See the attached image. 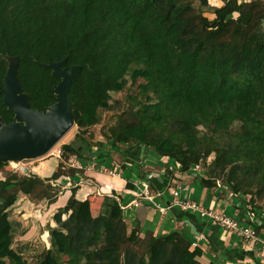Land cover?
<instances>
[{
  "label": "trees",
  "instance_id": "16d2710c",
  "mask_svg": "<svg viewBox=\"0 0 264 264\" xmlns=\"http://www.w3.org/2000/svg\"><path fill=\"white\" fill-rule=\"evenodd\" d=\"M222 1L217 7L208 0H0V89L15 57L30 107L45 110L60 80L48 64L76 66L67 97L77 126L48 177L21 176L0 162V264H30L12 247L9 209L38 184L83 176L64 165L72 157L137 169L149 192H158L156 201L200 233L210 251L226 260L257 259L253 249L224 245L218 224L170 204L164 192L175 173L168 164L158 163L156 170L141 164L148 151L183 171L211 156L207 175L196 180L215 189L223 173L217 193L228 190L237 199L238 220L248 206L255 210L257 231L264 232V0ZM118 92L123 95L113 100ZM107 110H115L117 122L95 141L87 129ZM125 111L134 116L122 118ZM0 117L14 119L1 91ZM125 186L134 188L131 181ZM76 189L61 209L67 216L57 213L56 226H47L49 246L34 264H200L203 249L191 247L187 233L147 231L129 242L116 195L104 194L98 211L87 216L71 209Z\"/></svg>",
  "mask_w": 264,
  "mask_h": 264
},
{
  "label": "rangeland",
  "instance_id": "374dc122",
  "mask_svg": "<svg viewBox=\"0 0 264 264\" xmlns=\"http://www.w3.org/2000/svg\"><path fill=\"white\" fill-rule=\"evenodd\" d=\"M198 4H199V2L195 1L193 3V6L195 8H198ZM209 17L210 16L205 15L204 19H203L204 25L206 27L210 26V23H209L210 18ZM139 82H142V80H139ZM122 95H123V92L112 93L113 100L121 97ZM117 115L118 114L115 113V110L104 111L103 116H102V122L100 124L90 126L87 129L86 135L95 141L96 140H103L102 131L103 130L106 131L110 125L115 124L117 122L116 121ZM133 116L134 115L132 114V112H130V111L126 112L125 111L123 113L122 118L130 119ZM76 132H77V126L73 125L65 133V135L62 136L47 151H45V152H43L40 155L35 156V157L24 158L22 160H17V161H8L9 168L21 176H24V175L28 176V175L34 174V175L39 176L40 178L48 177V176H44L45 173H47L45 171V168H46V170L49 168H52L53 164H55V161H56L55 158H50V157H54L57 154L59 155L61 144L69 142L74 137ZM142 153L143 154L141 157V159H142L141 164L143 165V167H144V164L146 162L150 161L151 159H153V161L156 163L158 156L153 151H148L147 153L142 152ZM57 159H58V161L61 160L60 157H58ZM113 159H115V154L113 155ZM211 159H212V157L209 156L206 160L199 161L198 167L193 165V166H190L189 170H186V171L179 169V167H177L175 163H171L168 158H160V159H158V162L160 164H166V165L171 164V165L176 166L175 170H174L175 177H177V179H179V181H182V179H184L183 181H185L187 183H191V182H194L196 179H198V180L200 179L198 175H202V177L207 175L208 170L210 169V165L208 166V164L211 162ZM94 161L95 162L97 161L96 163H102L97 168H95V165H94V168L96 170L102 172L103 174L109 175L110 170L116 169V167H108L105 164L106 160H102V161L94 160ZM64 165L65 166L70 165L71 168H78V165H82V162H78L75 157H72V159L67 161ZM127 168L129 170H131L132 167L129 166ZM78 169H80V168H78ZM145 169H147V167H145ZM4 171H7V168L4 169ZM120 173L122 176L127 174L128 177H129V175L130 176L133 175L129 172L122 173L120 171ZM219 177L220 178L217 179L219 182V186H220V187H218L219 191L216 190V188H217V184H216L215 189L209 188L211 190L210 193H212V194H214L215 191L221 192L223 190L222 179H224V174L221 173V175ZM0 178H2V171H0ZM66 181L67 180H65L63 177H59L56 180L49 181L50 186H47V183H48L47 181L44 182L45 184H38V186L33 191L31 196L19 194L18 198L15 200V202L13 203V205L9 209V217L13 223V226H14V239H13L12 247L15 250H17L18 252H20L23 255V257L27 260V262L30 264H34L40 258L42 251L49 246L48 233L46 232V228H47V226H56V219L54 218V216L57 213H61V217L63 219L67 216V213H64V211H62L61 209H63V207L67 204L68 201H66L65 204H63L62 206H60L56 209L53 208L54 206L57 205L54 203L55 200L63 192V189H62L63 186L67 185V184L69 185V183ZM134 181H135V183L138 184V186L141 189V190L139 189V191L137 192V193H139V195H138L139 198H136V200L133 202L138 206V204L140 205L141 199L142 200L143 199L148 200V199L145 195L146 191L144 192V186L141 184V180L136 178ZM148 192H149V190H148ZM128 193H131V192H128ZM114 194H111V195H114ZM217 197L220 200H222L223 202H225L226 205L227 204L229 205L228 206V212L234 211V214H236V211L234 210L235 209L234 206L236 207V209H238L239 206H237L235 204L237 199L232 200L233 196L228 192V190H225V192H223V193L217 194ZM78 201H75L74 199L72 200L71 209L78 210L80 213H84L87 216L95 214V212H93L90 209L91 208L90 206L92 203V201L90 199H83V200H78ZM82 201H84L85 205L84 204L79 205V203H81ZM119 202L121 204V207L123 206V208H122L123 209V219H124L125 223L127 224V231H128V236H129L128 238H129V242H130V241L134 240L135 238L139 237L140 235H139V232L136 231V228L134 229L132 227V229H131L130 223L126 220L128 218H131V216H130L131 213L129 214L130 210H128V207H124L122 201L119 200ZM257 203L261 204V201H257ZM124 210H126L125 213H124ZM228 214H230V213H228ZM230 215L233 216L232 214H230ZM140 217H141V214H140ZM138 222H140V220H138ZM153 233H154V235H161V234L156 233V232H153ZM129 242H127L125 245H127ZM134 248L140 249L141 247L137 243L136 245H134ZM257 258H259V257L257 256ZM248 261H249V259H248ZM247 263L248 264H255L254 261H253V263H251V261H249Z\"/></svg>",
  "mask_w": 264,
  "mask_h": 264
},
{
  "label": "crops",
  "instance_id": "0c3cea01",
  "mask_svg": "<svg viewBox=\"0 0 264 264\" xmlns=\"http://www.w3.org/2000/svg\"><path fill=\"white\" fill-rule=\"evenodd\" d=\"M208 3L211 6H217V7L224 4L222 0H208ZM57 156L58 154L55 155L54 157H50V158H55L56 161L55 164H53L52 168H49L47 170L45 168V171L47 173H45L44 176H49L54 171L58 162ZM77 161L82 162V165H78V168L82 170L83 176L81 175L62 176L65 180H67L66 182H68L69 185L67 184L63 186L62 188L63 192L61 193L60 196L57 197L55 202L53 201L55 204H57L53 208L56 209L62 206L63 204H65L66 201H68V199L72 195L70 190L73 187L77 188L74 196L75 199L77 200L90 199L92 201L90 209L95 213L98 211L99 204L101 202L103 195L104 194L111 195L115 193V195H117L116 198L122 201L124 207H128V210H130L129 214L131 213L130 215L131 218H128L126 220L130 223L131 229L132 227L134 229L136 228V231L139 232L140 236L144 235L147 231H153L162 235V234H167L173 230H179L185 232L187 233L188 237L190 236L193 237L194 235L197 234V232L193 231L192 229L190 230L191 227L188 225V223H186L185 221H178L175 218H173L170 214L169 209L164 211H159L158 209L154 208L153 205L154 203L152 201L146 199L143 200L141 199L140 205L138 204V206L135 203H133L136 200V198H139L138 197L139 193L137 192L139 191L140 187L134 181L137 178V173H138L137 169L132 167L131 170H129L128 168L122 170V173L129 172L133 174L132 175L133 177L130 175L128 177L127 174L122 176L121 173L119 175L117 174L106 175L95 169L102 163H96L97 161L95 162L94 160H86L81 158L77 159ZM158 163H159L158 160H156L155 163L153 159H151L150 161L144 164V167H147L148 170H156L155 166ZM127 181H131L134 184V188L132 189L126 188L125 185ZM104 183L107 185L106 188L103 185ZM184 183L188 184L189 187L195 189L193 198L197 199V201H199L200 204L204 205L205 207H211L218 210H222L225 212V214L230 213L233 216H235L234 211L228 212L229 205L228 204L226 205L225 202H223L217 197L218 194L217 191H215L214 194L210 193L211 190L205 186L200 185L198 180L192 183H187L184 181ZM156 194H158V192ZM156 194L155 193L152 194L148 192V195L152 196L155 202H157L156 200H158V198H156L157 197ZM165 196L168 199V196L167 195ZM125 212L126 210H124V213ZM140 214L142 218L140 217ZM138 220H140V222H138ZM198 220L206 221L208 223L212 222L211 220L208 219L198 218ZM263 233H264L263 231H260L261 237H263ZM220 239L223 241L224 245L226 246H236L244 250L253 249V251H255L254 254L256 255V257L258 256L256 253V249L253 248L251 243L244 241L243 239L237 238L235 235H232L229 231L222 230L220 233ZM199 245L203 249V254L201 257H199L200 264H207L211 260L215 264H248L247 262L249 261H251V263H253L254 261L255 264H257L256 262L257 259L264 264V254L262 257L258 256L259 258L257 259H253L250 256L245 255L244 258H238L235 260H226L225 258H221L216 253L210 251L209 246L203 239L200 240Z\"/></svg>",
  "mask_w": 264,
  "mask_h": 264
},
{
  "label": "water",
  "instance_id": "95a60500",
  "mask_svg": "<svg viewBox=\"0 0 264 264\" xmlns=\"http://www.w3.org/2000/svg\"><path fill=\"white\" fill-rule=\"evenodd\" d=\"M63 61L48 64L51 74L60 80L53 88V102L45 110L30 107L29 96L22 91L17 77V58H9L3 86V103L14 111V119L5 123L0 117V162L17 161L40 155L51 148L75 125L67 92L76 66L61 67Z\"/></svg>",
  "mask_w": 264,
  "mask_h": 264
},
{
  "label": "built area",
  "instance_id": "2783aa9c",
  "mask_svg": "<svg viewBox=\"0 0 264 264\" xmlns=\"http://www.w3.org/2000/svg\"><path fill=\"white\" fill-rule=\"evenodd\" d=\"M194 166L198 167V163ZM169 167L172 171H174L176 166L170 164ZM120 171L122 172L121 169L110 170L109 174L119 175ZM161 173H164V169L161 170ZM198 176L201 177L202 175ZM183 180L184 179L179 181L177 177L172 178V184L164 192V194L168 196L171 205L182 210H186L196 215L197 218L211 220L212 222L221 226L223 230L230 231L231 234L235 235L237 238L251 243L253 248L256 249L257 255L259 257L263 256L264 237H261L260 232L257 231V227L261 222L256 216L255 210L248 207L241 220H238L237 215L239 214V210H236L235 216H231L229 214H225V212L222 210L205 207L204 205L200 204L197 199L193 198L194 188L189 187L188 184H185ZM141 184L144 186V192L146 191L145 195H147V199L154 203V208L158 209L159 211L167 210V207L155 202L152 196H148V186L146 182L141 181ZM216 184L218 187H220L218 180H216ZM202 239L203 236L200 233L194 235L193 239L191 240V247L199 246L200 240Z\"/></svg>",
  "mask_w": 264,
  "mask_h": 264
},
{
  "label": "bare ground",
  "instance_id": "6f19581e",
  "mask_svg": "<svg viewBox=\"0 0 264 264\" xmlns=\"http://www.w3.org/2000/svg\"><path fill=\"white\" fill-rule=\"evenodd\" d=\"M68 130H69V129H68ZM68 130H67V131H68ZM67 131H66V132H67ZM66 132H65V133H66ZM65 133H64L62 136H64V135H65ZM62 136H61V137H62ZM61 137H60V138H61Z\"/></svg>",
  "mask_w": 264,
  "mask_h": 264
}]
</instances>
